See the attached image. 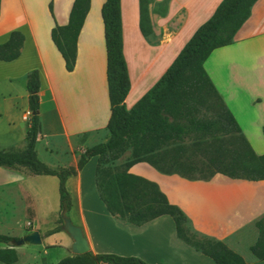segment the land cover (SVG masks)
<instances>
[{
	"label": "crops",
	"instance_id": "1",
	"mask_svg": "<svg viewBox=\"0 0 264 264\" xmlns=\"http://www.w3.org/2000/svg\"><path fill=\"white\" fill-rule=\"evenodd\" d=\"M220 1L150 0L148 11L152 32L143 36L139 29V0H120L122 51L129 77V90L124 99L126 109L162 76ZM103 2L90 0L77 37L75 65L71 71L65 70L50 31L55 23H67L73 0H44L45 9L52 4L53 17L48 10L42 26L37 25L38 17L33 12L29 14L23 0L0 2V42L5 41L12 30H19L24 35L19 56L4 63L9 66L25 60L35 64L33 70L39 73L40 126L34 149L37 157L52 169L76 168L84 149L108 136L110 106L100 14ZM203 68L254 152L264 154V136L257 139L260 148H256L250 132L254 129L252 124H259L264 130V0L253 3L248 18L237 29L232 42L214 49ZM27 73L21 75L24 82ZM13 78L7 76L9 82ZM47 101L48 109L44 107ZM6 107L7 112L9 108H15L12 103ZM13 131V124L0 123V149L16 150L20 149V144L24 145L25 131L17 142L10 139ZM96 163L95 156L89 158L65 182L71 196V206L66 214L73 224L81 227L90 252L135 256L147 264H217L181 241L168 215L141 225L129 224L111 215L96 190ZM21 169L25 168L0 166L1 194L22 192ZM129 172L157 183L169 202L187 215L195 231L221 240L239 253L247 264H264V259H256L249 250L257 238L254 221L264 215V180L236 179L220 173L208 180H189L178 174L161 173L146 162L133 164ZM70 184L72 191L68 189ZM37 190L46 194L48 187L40 184ZM53 202L59 207L56 200ZM42 203L50 204L49 198H43ZM5 219L0 220V234L14 239L9 245L0 243V249H14L17 259L12 264H43L36 254L39 251L36 246H44L43 234L37 227L20 234L7 233L4 225L10 219ZM14 223L15 220L10 221L11 225ZM33 232L39 234V243L26 242L25 237ZM46 248L43 253L47 255ZM0 264L5 263L0 261Z\"/></svg>",
	"mask_w": 264,
	"mask_h": 264
},
{
	"label": "trees",
	"instance_id": "2",
	"mask_svg": "<svg viewBox=\"0 0 264 264\" xmlns=\"http://www.w3.org/2000/svg\"><path fill=\"white\" fill-rule=\"evenodd\" d=\"M255 1L221 0L211 16L196 28L162 76L131 108L126 109L124 99L129 90V77L122 51L120 0H104L100 14L110 106L107 138L84 149L76 168L56 170L42 162L34 149L40 126V81L38 71L32 70L25 79L31 113L26 143L20 150L0 149V166L55 176L58 179L59 210L67 212L71 196L65 182L95 156L96 190L111 215L133 225L168 215L174 223L176 236L194 250L217 264H247L239 253L221 240L195 231L187 215L169 202L157 183L129 172V168L135 163L146 162L161 173L178 174L189 180H208L216 173L236 179L264 180V154L254 152L203 68L204 61L214 49L232 42ZM149 2L139 0V29L143 36L152 32ZM89 5L90 0H73L67 23H55L51 28V40L63 59L66 71H71L75 65L77 37ZM48 10L53 17L51 3ZM23 40L21 31L12 30L7 39L0 42V61L16 59ZM204 112H211V115L204 117ZM187 140H190L188 144ZM254 227L257 238L249 250L256 259L263 260L264 215L254 221ZM13 239L0 234V243L9 245ZM16 259L14 249H0L1 262L12 264ZM54 264L147 263L135 256L87 251L68 255Z\"/></svg>",
	"mask_w": 264,
	"mask_h": 264
},
{
	"label": "rangeland",
	"instance_id": "3",
	"mask_svg": "<svg viewBox=\"0 0 264 264\" xmlns=\"http://www.w3.org/2000/svg\"><path fill=\"white\" fill-rule=\"evenodd\" d=\"M29 14H33L38 17L37 25L42 26L43 18L48 15V9L43 6L44 0H23ZM35 68V64L28 61L19 62V64L9 65L0 62V123L5 125V122L14 125V131L10 134V139H17L23 131H26L30 124V111L27 104V90L25 88L24 78L21 77L23 72H30ZM12 75L14 78L11 82L7 80V76ZM13 104L15 108H9L6 106ZM44 107L48 109V101L45 102ZM211 112H204L203 116L208 117ZM10 119L7 121V119ZM251 130V136H253V142L255 147L258 148L257 139L264 136V130L259 124L253 126ZM190 140H187V144ZM26 143V139H25ZM24 143V145H25ZM24 145L20 146L23 148ZM19 148L21 149V147ZM260 148V147H259ZM16 149V150H20ZM124 156L119 161L124 159ZM198 156V155H196ZM135 169V168H134ZM20 185L24 187L20 193H12L11 195L0 193V220L14 221L13 225L8 221L7 225H4V230L10 234H20L30 229H37L43 234L42 240L44 246H36L39 251H36L40 263L54 264L58 260L68 255H71L72 239L70 235L62 229V219L60 217V210L58 206L53 204L56 200L58 205V179L53 176H40L34 175L27 169L20 170ZM47 181V182H46ZM48 187L47 193H39L37 190L38 185ZM69 190L72 191L71 184ZM49 198L50 204L42 203L43 198ZM12 200L11 203L8 202ZM35 220L34 222L32 220ZM74 221V219H73ZM58 231H55L57 230ZM50 231H54L49 233ZM44 247L48 251V254L43 253Z\"/></svg>",
	"mask_w": 264,
	"mask_h": 264
},
{
	"label": "water",
	"instance_id": "4",
	"mask_svg": "<svg viewBox=\"0 0 264 264\" xmlns=\"http://www.w3.org/2000/svg\"><path fill=\"white\" fill-rule=\"evenodd\" d=\"M33 113V112H32ZM60 217L62 219V229L65 230L72 239L71 251L73 254H82L89 251V245L83 234V231L80 226L72 223L70 218L67 216L65 210L60 211ZM26 242L28 243H39V234L33 232L25 237Z\"/></svg>",
	"mask_w": 264,
	"mask_h": 264
}]
</instances>
